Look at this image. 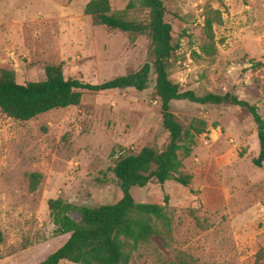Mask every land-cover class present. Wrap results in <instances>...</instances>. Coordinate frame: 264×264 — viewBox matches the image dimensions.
Here are the masks:
<instances>
[{"label": "rangeland", "instance_id": "rangeland-1", "mask_svg": "<svg viewBox=\"0 0 264 264\" xmlns=\"http://www.w3.org/2000/svg\"><path fill=\"white\" fill-rule=\"evenodd\" d=\"M89 1L0 0V71L26 84L44 81L47 66L61 65L66 79L97 85L139 70L150 38L133 41L95 24L84 13ZM162 1L179 44L170 80L201 96H236L264 119V0ZM129 2L110 0L112 11L127 13ZM145 15L126 14L128 20ZM155 84L153 75L142 92L85 91L79 106L28 122L0 111V264H43L68 240L54 234L50 199L91 207L117 201L116 160L168 137ZM171 112L185 129H204L182 169L192 184L132 189L136 202L164 206L169 225L154 220L160 233L129 264H264V166L254 164L260 145L253 117L239 106L189 101H173ZM33 174L41 175L36 190Z\"/></svg>", "mask_w": 264, "mask_h": 264}, {"label": "trees", "instance_id": "trees-1", "mask_svg": "<svg viewBox=\"0 0 264 264\" xmlns=\"http://www.w3.org/2000/svg\"><path fill=\"white\" fill-rule=\"evenodd\" d=\"M142 9L145 17L128 20L126 14ZM127 13L112 11L110 0H90L84 13L95 24L109 30L126 33L135 41L138 36L151 40L147 61L136 72L114 78L102 84L84 83L79 79H66L62 66H47L46 79L41 82L19 84L12 71H0V111L7 117L28 122L52 110L79 106L85 91L100 93L126 88L145 91L151 77L156 76L155 95L161 103L162 126L168 135L162 146L151 144L137 153L119 157L111 171L117 184L119 197L113 204L78 206L61 198L50 199L48 208L56 236L69 235L68 240L43 264H129L140 246L160 232L153 221L169 225L165 207L154 203H138L132 196L133 188L150 183L164 185L174 181L185 188L193 177L183 172L184 160L190 157L195 137L204 129L191 125L185 129L171 112L173 101H189L201 105L231 104L248 110L258 129L260 152L254 164L264 166V119L258 107L231 94L208 93L197 95L182 91L170 80V59L178 50L172 25L165 20L166 8L162 0H130ZM213 18H207L205 28L212 42ZM212 50V46L208 47ZM41 175L33 174L32 189L36 190ZM167 202V201H166ZM0 232V244L2 243ZM169 264H195L180 259Z\"/></svg>", "mask_w": 264, "mask_h": 264}]
</instances>
